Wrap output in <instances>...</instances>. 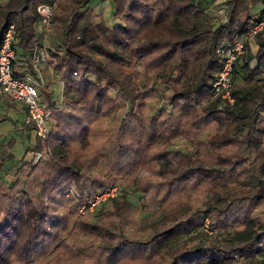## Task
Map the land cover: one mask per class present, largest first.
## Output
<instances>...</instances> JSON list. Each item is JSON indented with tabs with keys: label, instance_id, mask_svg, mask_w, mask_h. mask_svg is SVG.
Here are the masks:
<instances>
[{
	"label": "trees",
	"instance_id": "obj_1",
	"mask_svg": "<svg viewBox=\"0 0 264 264\" xmlns=\"http://www.w3.org/2000/svg\"><path fill=\"white\" fill-rule=\"evenodd\" d=\"M101 1L0 2V42L14 24L15 75L35 74L42 46L39 71L54 76L39 87L51 114L47 135L25 146L32 155L15 152L34 127L24 116L0 132V264H264V27L248 34L264 0H225L216 25L198 0ZM40 3L53 5L54 46ZM236 38L230 101L214 81ZM6 121L16 125L0 110ZM120 182L118 198L88 209ZM133 188L147 212L135 220ZM191 231L197 239H181Z\"/></svg>",
	"mask_w": 264,
	"mask_h": 264
},
{
	"label": "built area",
	"instance_id": "obj_2",
	"mask_svg": "<svg viewBox=\"0 0 264 264\" xmlns=\"http://www.w3.org/2000/svg\"><path fill=\"white\" fill-rule=\"evenodd\" d=\"M52 8L53 5L48 3L38 4L37 11L40 17V31L48 32L51 30L49 16L52 12ZM263 27L264 16L251 26L248 34L253 35ZM14 41V24L11 23L4 31L0 42V90L24 104V122L32 123L35 134L44 138L49 131L51 109L42 103L39 95V87L44 82L43 75L39 71V66L46 60L47 53L42 46L36 47L33 55V68L36 71L35 74L27 72L22 76H16L13 68L15 59ZM243 43L241 38H236L231 44L221 49L225 59L214 81V86L222 92L223 97L230 101L233 100L230 95L231 69L237 56L243 52ZM40 155L41 152H37L36 158ZM116 194L117 190L115 186L104 191V193L99 192L98 195L88 200L87 207L91 209L100 201H104L109 195L114 196ZM105 195L107 196L105 197ZM84 207L85 206H81L80 210L83 211Z\"/></svg>",
	"mask_w": 264,
	"mask_h": 264
},
{
	"label": "rangeland",
	"instance_id": "obj_3",
	"mask_svg": "<svg viewBox=\"0 0 264 264\" xmlns=\"http://www.w3.org/2000/svg\"><path fill=\"white\" fill-rule=\"evenodd\" d=\"M98 1V0H96ZM107 0H103L101 1L102 2H105L106 3ZM199 2H201L204 10H205V13L207 14L209 20L211 23H213L214 25H216L219 20H222L224 18V8H225V0H198ZM104 3V4H105ZM261 7V4H257L252 10H257ZM59 37V31H58V26L54 25L51 23V30L46 32V35H45V42L46 44L50 45V46H54L55 42L57 41L56 39H58ZM249 48L251 49V51H255L256 50V46L255 44L253 43V41L250 39L249 41ZM243 51H244V46H243ZM53 67V65H52ZM51 67V68H52ZM43 75V78H44V81L46 80H51V79H54V76L51 75V70L49 69V71L46 72V70H44V74ZM45 76V77H44ZM54 89V93H53V96L55 97H59L60 96V86L58 84L57 81L53 82L52 85H51ZM10 99V98H8ZM112 119L110 117H103V118H100L96 124L94 125V130L93 132L95 133V142H94V145H98L99 142L105 137L107 131H108V127L111 125V122ZM20 124L22 125V122H20ZM9 124L8 123H3L2 126H4V129L5 128H8L10 126H8ZM7 126V127H5ZM34 136H35V132L33 129H26L25 133H24V142H18L16 145H15V152L18 154V155H23L24 157L26 158H29L31 155H32V152L30 151H25V146L28 144V145H33V142H34ZM183 144H185V142H183ZM182 144V145H183ZM116 187V190H117V194L114 195V196H111L109 195V197H107L105 200H108L109 198H118L122 192H123V188H124V185L123 183H115V184H112L108 187H104L100 190H98V192H96L91 198H93L95 195H98L99 192H103L106 191V190H109L111 187ZM130 194H129V198L133 201V203L135 205L138 206L137 209H134V211L132 212V218L135 220V219H138L139 216H144L147 214L146 212V209L145 207L141 204V198L139 196V192L136 188H133V189H130ZM107 195H105L106 197ZM90 198V199H91ZM104 200V201H105ZM88 202V201H87ZM103 202V201H102ZM101 203V201L97 204L99 205ZM96 205V206H97ZM96 206H94L93 208H88L89 210H95L94 208H96ZM79 212H83L80 210V208L78 209ZM133 220V221H134ZM5 221V218H2L1 219V222H4ZM209 219L206 218L204 220V225H203V229L210 233V228H209ZM197 234H196V231H191L189 233H186L184 235L181 236V239H197Z\"/></svg>",
	"mask_w": 264,
	"mask_h": 264
},
{
	"label": "crops",
	"instance_id": "obj_4",
	"mask_svg": "<svg viewBox=\"0 0 264 264\" xmlns=\"http://www.w3.org/2000/svg\"><path fill=\"white\" fill-rule=\"evenodd\" d=\"M4 1L5 0H0V2H4ZM57 82L61 88V84H62L61 81H57ZM0 110L6 111L10 116H12L13 118L16 119V125H13V124L6 121V123H8L9 124L8 126H10V127L5 128V129H4V126H2V124H3L2 123L0 125V132H7V131L12 132L13 130H15L16 128L21 126L20 122L23 121V116L25 113V106L21 101L15 100L13 98L8 99V97L6 95L0 93ZM5 127H7V126H5Z\"/></svg>",
	"mask_w": 264,
	"mask_h": 264
}]
</instances>
